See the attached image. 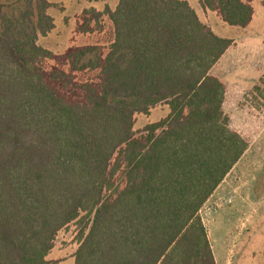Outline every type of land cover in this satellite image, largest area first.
<instances>
[{
    "label": "trees",
    "instance_id": "trees-1",
    "mask_svg": "<svg viewBox=\"0 0 264 264\" xmlns=\"http://www.w3.org/2000/svg\"><path fill=\"white\" fill-rule=\"evenodd\" d=\"M197 1L231 26L254 13ZM49 7L0 0V264H47L83 216L73 264H216L200 209L248 146L209 73L231 39L187 0H118L108 45L54 53L37 43ZM102 14L83 9L76 30ZM158 104L168 114L135 136L134 115Z\"/></svg>",
    "mask_w": 264,
    "mask_h": 264
},
{
    "label": "rangeland",
    "instance_id": "rangeland-1",
    "mask_svg": "<svg viewBox=\"0 0 264 264\" xmlns=\"http://www.w3.org/2000/svg\"><path fill=\"white\" fill-rule=\"evenodd\" d=\"M48 1L47 13L54 27L38 37L41 47L61 53L72 45L106 46L112 40V25L105 9H113L117 0ZM187 1L203 24L232 41V47L209 73L225 86L222 111L230 128L248 142L243 155L200 209V215L216 264H264V2L253 0L252 21L239 27L227 24L216 11L203 8L197 0ZM83 9L103 12L100 17L92 16V31L76 30ZM254 84H259L261 91L254 92ZM167 114L165 104L152 107L146 114L136 113L135 136L143 135L145 125L158 122ZM113 181L122 184L120 171ZM86 223L87 217L83 216L57 232L47 264H73Z\"/></svg>",
    "mask_w": 264,
    "mask_h": 264
},
{
    "label": "crops",
    "instance_id": "crops-1",
    "mask_svg": "<svg viewBox=\"0 0 264 264\" xmlns=\"http://www.w3.org/2000/svg\"><path fill=\"white\" fill-rule=\"evenodd\" d=\"M117 1H118V0H117ZM116 4H117V3H116ZM254 12H255V11H254ZM253 15H254V13H253ZM252 19H253V17H252ZM252 19H251V21H252ZM251 21H250V22H251ZM250 22H249V23H250ZM230 47H232V44H231L228 48H230ZM228 48L225 50V52H224L222 55H224V54L226 53V51L228 50ZM220 58H221V57H220ZM220 58H219V59H220ZM218 61H219V60H218ZM218 61H217V62H218ZM217 62H216V63H217ZM216 63H215V64H216ZM215 64H214V65H215ZM222 83H223V82H222ZM258 85H259V84H254L252 90L254 91V90H255L254 88L257 87ZM224 87H225V86H224ZM257 88H258V91H261V89H259V87H257ZM255 91H256V90H255ZM255 91H254V92H255ZM224 97H225V94H224Z\"/></svg>",
    "mask_w": 264,
    "mask_h": 264
}]
</instances>
